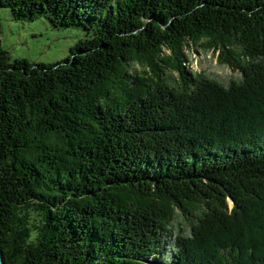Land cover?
<instances>
[{
	"label": "trees",
	"instance_id": "trees-1",
	"mask_svg": "<svg viewBox=\"0 0 264 264\" xmlns=\"http://www.w3.org/2000/svg\"><path fill=\"white\" fill-rule=\"evenodd\" d=\"M0 8L86 35L54 64L0 41L4 264H264V0Z\"/></svg>",
	"mask_w": 264,
	"mask_h": 264
},
{
	"label": "rangeland",
	"instance_id": "rangeland-1",
	"mask_svg": "<svg viewBox=\"0 0 264 264\" xmlns=\"http://www.w3.org/2000/svg\"><path fill=\"white\" fill-rule=\"evenodd\" d=\"M86 39L81 27H55L44 16L33 22L17 21L9 9L0 8V41L11 57L27 59L32 63L54 64L66 59L79 42ZM188 67L193 71L205 73L227 86L238 74L217 62L212 51L196 46L189 53Z\"/></svg>",
	"mask_w": 264,
	"mask_h": 264
},
{
	"label": "water",
	"instance_id": "water-1",
	"mask_svg": "<svg viewBox=\"0 0 264 264\" xmlns=\"http://www.w3.org/2000/svg\"><path fill=\"white\" fill-rule=\"evenodd\" d=\"M0 264H4L3 252L0 250Z\"/></svg>",
	"mask_w": 264,
	"mask_h": 264
}]
</instances>
